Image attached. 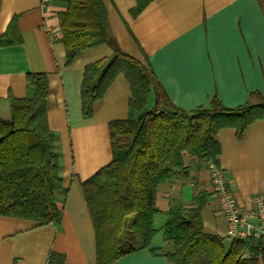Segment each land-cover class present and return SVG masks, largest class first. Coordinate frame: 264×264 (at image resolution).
Masks as SVG:
<instances>
[{"label": "crops", "instance_id": "1", "mask_svg": "<svg viewBox=\"0 0 264 264\" xmlns=\"http://www.w3.org/2000/svg\"><path fill=\"white\" fill-rule=\"evenodd\" d=\"M107 21L120 48L138 59L160 83L170 100L182 108L206 104L216 96L225 106L264 97V0H150L133 14L138 0H102ZM65 0H0V34L15 18L18 41L0 46V119L10 117L8 96L29 94L26 74L47 75L46 118L55 132L61 184L55 195L61 211L58 223L0 215V264H58L49 254L62 255V264H96L95 234L81 191V182L111 161L108 124L136 117L128 101L131 90L119 74L102 98L83 117L80 86L84 66L108 58L105 44L82 50L66 65L59 15ZM154 101L148 94L146 107ZM217 165L239 205L254 207L264 198V119L253 121L239 139L234 127L221 128ZM187 173L162 181L156 190L155 234L149 246L119 257L113 264H169L174 251L164 239L169 211L194 204L204 194L200 211L203 229L226 238V220L217 208L207 162L185 153Z\"/></svg>", "mask_w": 264, "mask_h": 264}, {"label": "trees", "instance_id": "2", "mask_svg": "<svg viewBox=\"0 0 264 264\" xmlns=\"http://www.w3.org/2000/svg\"><path fill=\"white\" fill-rule=\"evenodd\" d=\"M59 15L60 38L69 65L82 50L105 44L111 54L84 66L80 86L81 114H91L117 75L129 83L128 106L136 117L108 124L111 161L81 182V191L95 234V263L113 264L119 257L148 247L155 229L156 190L162 181L187 173L185 153L200 161L217 162V132L234 127L241 138L247 127L264 119V97L251 92L244 104L228 107L216 96L204 105L182 108L167 96L153 74L120 48L107 21L102 0H65ZM150 0H138L133 14ZM15 18L0 34V46L18 41ZM29 94L8 96L10 117L0 119V215L58 223L61 211L55 195L65 191L56 134L47 125V75L26 74ZM154 101L147 108L150 91ZM207 196L193 205L173 208L163 226L164 239L174 251L169 264H264L263 239L223 238L203 229L200 211ZM48 261L62 264V255Z\"/></svg>", "mask_w": 264, "mask_h": 264}, {"label": "built area", "instance_id": "3", "mask_svg": "<svg viewBox=\"0 0 264 264\" xmlns=\"http://www.w3.org/2000/svg\"><path fill=\"white\" fill-rule=\"evenodd\" d=\"M207 165L210 171L212 194L216 199L218 210L226 220L225 236L264 240V198L256 196L253 198V208H242L225 178L224 170L213 161H208Z\"/></svg>", "mask_w": 264, "mask_h": 264}]
</instances>
